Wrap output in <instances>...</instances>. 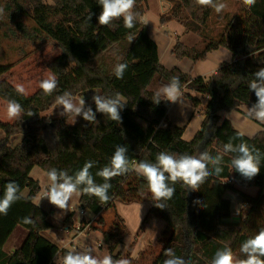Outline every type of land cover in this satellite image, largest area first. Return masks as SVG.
<instances>
[{"label":"trees","instance_id":"trees-1","mask_svg":"<svg viewBox=\"0 0 264 264\" xmlns=\"http://www.w3.org/2000/svg\"><path fill=\"white\" fill-rule=\"evenodd\" d=\"M4 1V9L12 11L13 18L22 16L32 21L34 27L31 32L21 24L16 26L24 38L50 39L57 43L61 52L48 66L57 79L56 90L48 96L41 89L29 96L18 94L15 87L1 79L11 66L0 63V101L7 104L9 100H15L24 109L21 117L12 123L0 120V130L4 133L0 140V198L9 181L20 186L22 195L7 215L0 214V264H57L53 258L59 251L58 247L42 236L44 231L53 227L47 220V213L33 203L40 188L30 178L31 170L39 168L47 174L55 168L73 175L86 161H92L90 173L95 183L102 184L103 178L96 173L109 163L117 145L128 149L126 155L130 168L140 161L154 162L160 152L192 156L207 152L213 157L223 155V171L217 176L209 164L212 174L197 191L188 190L181 182L175 185L169 182L175 187V194L170 200L161 201L165 205L163 209L155 207L146 182L134 171L109 181L112 186L106 203H101L95 196L80 195L78 208L93 215L113 207L116 201L125 204L146 201L150 205L149 214L165 223V229L154 242L158 251L153 253L149 245L136 260H131L117 252L127 231L116 214L111 229L101 231L108 254L114 260L128 259L130 264H164L168 258L165 250L170 248L175 256L188 264H211L217 250L229 247L236 258L245 259V254L240 252L241 244L264 228V123L261 122V129L247 139L235 132L228 121L217 126V114L240 107L251 108L256 103L257 98L248 84L254 73L264 67V0H256L251 8L241 6L234 16L226 20L218 40L208 42L200 51L187 48L180 42L174 44L171 53L177 60L187 58L196 62L220 47L232 53L231 63H222L207 81L202 77L191 79L176 67L166 69L153 59H149L146 75L141 79L133 70L143 67L141 62L128 65L140 39H149L142 17L150 0H136L134 12L138 17L131 29L124 27L123 18L108 26L99 25L97 18L102 8L97 0H50L52 4L43 0ZM167 1L172 3V7L168 19L160 17L161 24L175 20L187 31L203 34L213 8L197 5L195 0ZM231 29L241 37L240 44H229L227 33ZM129 35L133 37L132 42H129ZM143 56L144 52H141L142 60ZM118 63H126V71L131 69V75L136 78L133 79L136 93L126 91L125 76L122 79L115 77L114 68ZM173 77L179 79L181 90H186L184 97L193 107H197L200 101L190 92L208 98L200 130L190 141L182 139L183 127L167 121L163 100L159 104L151 100L154 93ZM94 90L104 96L122 94L127 104L120 111L121 123L100 113H97L95 122L89 124L80 117L75 125L67 124L65 118L49 122L47 117L41 116L56 105V97L64 92H70L75 99ZM89 105L95 111V104ZM29 112L33 115L29 116ZM30 123L42 126V132L26 128ZM18 134L22 135L21 141L10 147V138ZM230 142L233 145L247 143L261 153L260 172L253 179L248 180L230 168V161L236 155L224 150V145ZM234 185L255 186L258 193L250 198L238 192ZM226 191L235 192L243 199L244 207L237 223L228 222L230 203L223 199ZM24 217L33 223H23ZM70 218L68 215L65 222ZM147 221L145 218L141 223L138 234ZM97 224H102V218L97 219ZM17 226L24 228L27 236L12 255H6L2 248Z\"/></svg>","mask_w":264,"mask_h":264},{"label":"clouds","instance_id":"clouds-1","mask_svg":"<svg viewBox=\"0 0 264 264\" xmlns=\"http://www.w3.org/2000/svg\"><path fill=\"white\" fill-rule=\"evenodd\" d=\"M136 0H97L102 11L98 16V24L101 26L111 25L114 20L123 18L124 27L131 29L135 26L138 14L134 12ZM200 6L213 8L217 13H221L226 5L219 0H195ZM256 0H242V4L251 8ZM0 13L3 9L0 8ZM91 15L89 16V20ZM129 42L133 37L129 35ZM128 65L118 63L114 68V75L117 79H122ZM251 92L255 94L256 103L251 108H247L248 117L264 123V67H261L254 73V78L248 84ZM39 88L46 96L52 95L57 88V79L55 76H49L39 82ZM15 90L18 94H26V89L22 84H17ZM181 85L179 79L173 77L167 84L158 89L153 97L154 104H159L162 100L177 102L180 97ZM92 101L95 104V111L85 100L80 99L74 102L70 92H64L56 97V105L62 108L60 116H71L74 118L82 117L89 124L97 120V113L107 116L110 120L122 122L120 111L127 104L126 99L120 93L112 96L94 94ZM24 112L21 104L15 100H9L6 108L8 120H15L21 117ZM29 116L33 113L29 112ZM239 135H243L240 133ZM225 152L235 153L230 161V168L239 173L242 177L251 180L260 172L261 153L259 150L250 148L247 143L233 145L231 142L224 145ZM128 149L125 146L117 145L110 161L96 175L103 178L104 183L97 184L94 181L90 169L93 167L92 161H86L81 169L73 175H69L66 170L50 169L47 172L49 181L42 198H47L49 203L60 209L62 212L69 208V201L73 195H88L97 197L101 203L109 200L108 190L111 188L112 178L126 175L131 171L146 182L147 190L151 193L152 201L155 207L165 208L161 201L170 200L175 194V185L181 182L182 186L188 190L197 191L201 184L212 174L208 165L211 164L214 173L219 176L223 171L221 167L223 155L218 154L215 157L207 152H202L199 156L188 154H175L160 152L154 162L140 161L133 168L129 167V160L126 155ZM170 182V183H169ZM22 199L20 186L9 181L4 188L3 196L0 198V214L7 215L10 207ZM199 203V201H196ZM25 224H31L33 221L28 218H22ZM129 241H127L128 243ZM126 243V244H127ZM240 252L245 254V259H238L234 256L231 248L217 250L211 264H264V228H261L257 234L248 238L241 244ZM164 264H188L183 258L175 256L172 249L165 250ZM60 264H130L128 259L114 260L111 255H105L102 259H97L92 254V249L84 251L68 252L63 257H59Z\"/></svg>","mask_w":264,"mask_h":264},{"label":"rangeland","instance_id":"rangeland-1","mask_svg":"<svg viewBox=\"0 0 264 264\" xmlns=\"http://www.w3.org/2000/svg\"><path fill=\"white\" fill-rule=\"evenodd\" d=\"M43 1L47 4H52L50 0H43ZM158 1H160L161 4H159ZM232 1L233 0L221 1V2H225L226 5L225 9L221 13H217L215 10H213L206 24V27L203 30V34L201 35H199L198 33L187 31L183 26L181 27L180 24L177 23L175 20H171L176 23H172L170 28L161 29L162 37L159 36L158 37L162 42L164 41L165 43L168 41L176 42L178 40V42L182 43L187 48H195L197 51H200L204 48V46L208 42L218 40V37L222 32V28L226 24V20L234 16V11H232V4H231ZM5 4L6 2L4 0H0V8L3 9V13H0V63L9 64L11 66V69L7 74L3 75L1 79L9 82L13 87H15L17 84H22L26 89V94L24 95L29 96L40 89L39 82L41 80L46 79L49 76H52L48 66L50 62L53 61L60 54L61 51L57 43L50 39L37 37L35 38V40H29L24 38L21 32L17 30L16 26L17 24H21L29 32H31V29L34 27L32 21L29 18H25L22 16H17L16 18H13L12 17L13 12L4 9ZM236 5H237L236 10L238 12L242 7H240L238 3H236ZM171 7H172V3L167 0H150V2L147 5L148 10H146V13L142 18V22L147 24L151 30L153 29L157 31L159 26L158 25L159 17H163V19H168V14L170 12ZM165 23L166 22H164L163 24ZM9 29L13 30V32L9 33L8 32ZM148 38H149L148 40L145 38L140 39V41L135 47L133 56L130 59L131 61H129L128 63V65L131 66L130 63L132 64L136 61L141 62L140 65H143V67L133 68L134 71H137L138 77L141 79H143L146 75L145 68L146 66H149V59L154 60L153 58L154 56L152 53L154 52L153 50L154 47L152 45V41L149 35ZM141 52L142 53L144 52L143 60L141 58ZM212 69H213L212 63L200 61L196 64L194 72L190 73V76L195 77L194 75H196L197 73L200 74L210 73ZM128 71L125 70L123 75L125 76L126 85H127L126 91L129 93H136L137 88L133 81V79L136 78L134 77L133 74L131 75L130 73L131 69H128ZM94 94H99V91L98 90L91 91L87 95L76 97L73 100L74 102H78L80 99H84L86 105H89L94 103L92 101V96ZM167 102L168 101L165 100L169 121L180 127H184L186 123H188L190 128L195 126L196 120L199 119L200 117V109H195L193 111L184 109L183 107H181V105H179L180 103H184V100L181 97L179 98L178 102L172 103L171 105L167 104ZM6 108H7V104L4 103L3 101H0V119L3 122L7 121L12 123L13 120L7 119ZM61 111L62 108L59 107L58 105H55L54 107L43 113L41 116L47 117V120L49 122H54L61 118H65L66 123L70 125H75L80 121L79 116L76 118L75 122H74V118L71 116H65V117L60 116L59 113ZM26 128L30 129L32 132L41 133L43 127L30 123L26 125ZM1 135L3 136L4 133L0 130V136ZM11 138H10L11 143L8 144L14 145L19 142V140L22 138V135L18 134L12 136ZM36 173L42 176H47L44 175V172L39 168L34 169L33 175L35 176ZM244 192L251 197H256L258 193V188L255 186H249L245 188ZM70 206L72 207V210L75 212V214L78 213L79 208L78 205H76V197L71 198V200L69 201V207ZM117 209L119 214L126 219V223L128 227L127 234L124 237V242L127 243V241H129L127 244L130 243L131 245V243L135 241L136 238L140 235L138 234L137 237L135 236L136 227L140 225V223H142V221L144 220L138 218L139 215H137L136 212V210L138 209L134 206L121 203L120 205H118ZM55 211L56 213H58V215L62 214L64 216L68 210L62 212L60 209L56 208L54 209L53 212H49V213H52L54 217ZM118 212H116L115 207L106 209L103 212L102 229L106 231H109L111 229L115 215ZM86 215L84 217H86ZM53 217L52 216L49 217V222L55 226L54 229L50 230V232H43V235L51 239V241L55 239L57 243L58 242L61 243L60 241L64 237V235L59 233L57 229L58 228L57 222L54 220L55 218ZM147 224L148 221L145 225L146 228L144 227V229L148 228L147 226L149 225ZM156 230H157V226L155 228H150L148 231V236L151 237ZM140 243H141V239H139V245ZM149 245L152 247L151 251H153V253H156L158 251V247L154 243L148 244L143 251H145Z\"/></svg>","mask_w":264,"mask_h":264},{"label":"crops","instance_id":"crops-1","mask_svg":"<svg viewBox=\"0 0 264 264\" xmlns=\"http://www.w3.org/2000/svg\"><path fill=\"white\" fill-rule=\"evenodd\" d=\"M149 2L150 1H148V3ZM148 3H147V5H148ZM158 3L161 4L160 1H158ZM223 3H225V2H223ZM236 3H238V5L240 7L245 6L242 4V0H233L231 2V4H232V11H234V15L237 13ZM146 10H148L147 7H146ZM145 13H146V11H145ZM172 23H176V22L169 21V22H166L165 24H161L160 23V17H159V20H158L159 26L157 29L158 32L156 30H153V29L151 30L147 24L143 23L147 28V33H148V35L152 41L153 47H154V49H153L154 52H152V53L154 56L153 58L155 60L154 61L155 63L163 66L166 69H171V68L176 67L182 73L187 74L191 79H194L196 77L209 78L216 73L218 67L222 63H231V61L233 59L232 53L223 47H220L217 50L208 52L204 59L196 61V62H193L187 58L177 60L174 57V55L171 53V50H172V47L174 46V44L176 42H178V40L176 42L168 41L165 43V41L162 42L159 38V37H162L161 29L170 28ZM227 39H228V42L231 46H235V45L240 44L241 40H242L241 37H239L238 35L235 34L233 29H231L227 33ZM260 53H263V51H261ZM200 61L212 63L213 64L212 71L210 73H204V74L197 73L196 75H194L195 77H191L190 73L194 72L196 64ZM145 69H143V70H145ZM154 89H156V88H154ZM185 93H186L185 89L180 90V97L184 100V103H180L179 105H181V107H183L184 109H187L190 111H193L195 109H200V117H199V119L196 120L195 126L190 128L188 123H186V125L183 127L184 131L182 134V139L184 141H190L195 136V134L200 130L202 121L204 119L203 108L206 105L208 98L205 96H199L193 92H190V95L192 97H197L200 101V104L197 107H193L191 102L184 97ZM163 103H164V106L166 107L165 100H163ZM172 103H176V102H170V101L167 102V104H170V105ZM246 110H247V107H240L237 110H232V111H228V112H219L217 114V117H218L217 126H219L224 121H228L230 123L232 129L235 132H237L239 134L243 133V135H242L243 137H245L247 139H251L261 129L262 123L248 117L246 114ZM166 117H167V121L169 123H171L172 125H175L171 121H169L167 114H166ZM175 126H178V125H175ZM178 127H180V126H178ZM0 138L1 139L4 138V135L3 136L1 135ZM21 139L19 140V142L21 141ZM9 143H11V140H9ZM18 143L14 144V145H9V146L14 147ZM133 167L134 166H132V168ZM34 169L35 168H33L31 170L29 176L31 179H33L34 181H36L38 183L40 191L35 196V198L33 199V203L37 207H39L40 209H42L43 211H45L47 213V220L49 222V217L50 216L53 217V214L49 213V212H53L54 209H56V207L54 205L50 204L47 198L41 199L44 191L46 190V186L48 185L49 181L47 180V176H42V175H39L38 173H36V175L34 176L33 175ZM44 175H46L45 172H44ZM249 186L250 185H234V188L236 190H238V192L242 193L243 195H246L250 198H254V197H251L247 193L244 192L245 188H247ZM73 197H76V205H78V201H79L80 196L74 195ZM223 199L229 201V203H230V218H229L228 222L237 223L239 221L240 211L244 207V202H243L242 197L235 192L226 191L223 195ZM120 204H121V202L119 203L117 201L114 203L113 207L116 208V212H118L117 207ZM123 204H125V203H123ZM127 205L136 207L138 209V210H136L137 215H139L138 218H141L143 220L145 218H147L148 219L147 225H149V226H147L148 227L147 229H144L146 231L143 230L139 236H138L137 232L139 230L141 223H140V225H138L136 227L135 236L136 237L138 236L137 237L138 240L135 237L136 240L133 241L131 243V245H130V243L126 244L124 242V237L127 234V232H126V234L123 236L122 243L119 245V247L117 249V252L120 253V255L122 257H125V258L128 257L131 260H136L148 244L154 243L155 241H157L160 234L165 229L166 225L162 220H160L156 217H153L149 214L150 205L148 202L143 201V202H138V203H130ZM104 211L105 210H103L99 215H93V214L88 213L86 215V217H82V218H79L77 213L75 214V212L72 210L71 206L69 207L68 211L65 213L64 216L62 214L58 215V213H56V211H55L53 218H55L54 220L57 222V227H58L57 229H58L59 233L64 235V237L60 241L63 244H61L59 242L57 243L55 239L53 241H51V239H49L48 237H46L42 233V236H44V238H46L50 242L54 243L59 249V251L57 252V254L53 258V262L59 264L60 262H59L58 258L63 257L64 253H68L70 251H72V252L84 251L88 248L92 249V254L97 259H102L105 255H109L108 251H107V247H106L104 240H103V236L101 234V231H106V230L102 229V225H103L102 215H103ZM117 214L120 217V219L123 221V224L126 228V231H128L126 219L123 218V216H121L119 214V212ZM68 215H71L70 221L65 222V218ZM98 218H102V224L101 225L96 224V221ZM79 224L81 225V228L83 229V231H79L76 229V227ZM51 225L53 227L52 229H54L55 226L52 223H51ZM156 226H157V230L155 231V233L151 237H149L148 236L149 229L155 228ZM52 229H50V230H52ZM50 230H47L44 232H50ZM26 236H27V231L24 228H22L20 226L15 227V229L12 231L11 235L9 236L8 240L6 241L5 245L3 246L2 252L5 253L6 255H12L14 253V251L22 245ZM139 239H141L140 245H139Z\"/></svg>","mask_w":264,"mask_h":264},{"label":"built area","instance_id":"built-area-1","mask_svg":"<svg viewBox=\"0 0 264 264\" xmlns=\"http://www.w3.org/2000/svg\"><path fill=\"white\" fill-rule=\"evenodd\" d=\"M205 81L208 80V78H204ZM162 127H165V124H161ZM132 166H135V163L132 164ZM88 212L85 211V210H82V209H79L77 215L79 218H82L84 217ZM77 230L79 231H83V229L81 228V225L79 224L77 227H76ZM60 264V263H59Z\"/></svg>","mask_w":264,"mask_h":264}]
</instances>
